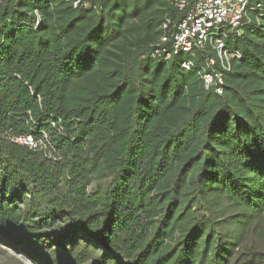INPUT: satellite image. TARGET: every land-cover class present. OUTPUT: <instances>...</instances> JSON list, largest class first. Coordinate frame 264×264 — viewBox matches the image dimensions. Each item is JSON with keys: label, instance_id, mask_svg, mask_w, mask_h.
<instances>
[{"label": "trees", "instance_id": "obj_1", "mask_svg": "<svg viewBox=\"0 0 264 264\" xmlns=\"http://www.w3.org/2000/svg\"><path fill=\"white\" fill-rule=\"evenodd\" d=\"M93 4L0 2V245L35 264H264V13L225 40L241 58L218 93L215 52L151 56L164 0ZM9 133H46L57 160Z\"/></svg>", "mask_w": 264, "mask_h": 264}, {"label": "built area", "instance_id": "obj_2", "mask_svg": "<svg viewBox=\"0 0 264 264\" xmlns=\"http://www.w3.org/2000/svg\"><path fill=\"white\" fill-rule=\"evenodd\" d=\"M3 0H0V2ZM74 8H91L94 0H65ZM174 10V15L167 16L161 24L162 33L153 45L151 56L168 60L179 52L213 51L221 70L215 67V59L209 58L202 68L201 78L205 88L212 87L221 93L224 71L231 69L232 61L241 58L238 50L226 46L228 37L240 36L242 24L249 11L264 13L261 0H164ZM255 1V2H254ZM33 27L39 26L41 17L34 11ZM182 69L193 66L191 60L180 63ZM54 125V123H52ZM9 141L28 147L57 160L54 148L48 142L46 133L35 139L32 134L7 135Z\"/></svg>", "mask_w": 264, "mask_h": 264}, {"label": "rangeland", "instance_id": "obj_3", "mask_svg": "<svg viewBox=\"0 0 264 264\" xmlns=\"http://www.w3.org/2000/svg\"><path fill=\"white\" fill-rule=\"evenodd\" d=\"M2 252L0 253V264H35L34 261L26 258L3 245H0Z\"/></svg>", "mask_w": 264, "mask_h": 264}]
</instances>
